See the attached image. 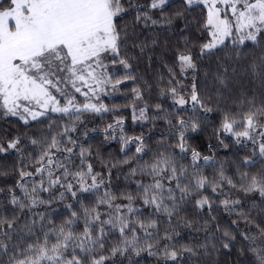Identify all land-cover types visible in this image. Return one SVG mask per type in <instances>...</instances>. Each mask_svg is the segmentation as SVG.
<instances>
[{
  "label": "snow or ice",
  "instance_id": "obj_1",
  "mask_svg": "<svg viewBox=\"0 0 264 264\" xmlns=\"http://www.w3.org/2000/svg\"><path fill=\"white\" fill-rule=\"evenodd\" d=\"M182 2L187 10L194 6L205 9L200 22L205 38L199 46L201 58L229 48L236 58L249 42L253 46L264 44V0ZM168 4L169 0H150L146 7L163 10ZM142 7L131 0H0V118L16 117L24 125L38 122L48 128L46 135L29 138L35 152L32 171L20 170L19 194L9 190L10 209L0 205V264H113L115 257L130 250L136 255L147 251L159 257L161 264H182L185 254L189 259L199 254L197 248L207 254L210 241L197 247H177L173 241L178 233L165 230L161 235L158 216L163 215L171 225L189 202L211 213L213 201L205 189L216 194L225 185L229 192L258 193L264 202V170L257 174L238 170L239 175L233 179L221 167L219 179L210 180L200 162L207 165L212 157L202 156L188 145L186 133L197 131L200 125L195 115L185 119L182 112L206 114L214 109L209 107L211 98L197 89V63L187 43L183 51L177 50L175 67L167 69V83L161 88V95H169L179 109L174 114L165 112L162 117L175 144L165 143L166 138H162L152 152L142 136L124 134L123 117H117L104 130L105 139H116L114 133L119 129L121 152L126 154L118 163L129 165L126 179L134 178V191H112L111 169L117 165L101 161L106 171H97L92 151L73 135L85 113L114 112L103 97L134 79L126 51L128 29L121 27L119 20L135 8L138 22L145 27L157 25L159 21L141 12ZM176 15L182 16L183 12ZM165 22L171 20L165 18ZM139 47L143 52L147 45L141 43ZM260 66L264 69V57ZM121 68L123 75L119 74ZM189 71L192 80L185 88L182 81ZM226 73L224 68L217 74L223 87ZM133 92L134 100L143 102V92L139 88ZM240 104L239 110L223 111L219 131L233 136L237 144L251 142L264 163V100L257 104L255 98L244 99ZM156 108L161 106L157 104ZM131 111L134 123L149 120L146 103L139 108L131 105ZM20 144L17 136L0 144V153L10 149L20 152ZM129 145L134 146V155L127 154ZM188 153L189 163H182L186 156L181 154ZM256 163L249 157L242 160L244 167ZM85 193L94 197L92 204L85 205L80 199ZM220 194L224 198L219 203L225 212H235L241 205L239 199L228 198V193ZM69 196L79 210L71 203L64 205L70 211L57 223L52 216L56 211L53 206ZM209 218L215 220L214 216ZM182 219L185 227H193L191 220ZM239 219L255 225V234L249 230L241 235L255 255L256 264H264V226L244 212L239 213ZM195 230L208 231L207 221L203 229ZM110 235L118 239L111 240ZM218 239L224 249H229L236 236L224 229ZM211 246L216 248L215 244Z\"/></svg>",
  "mask_w": 264,
  "mask_h": 264
},
{
  "label": "trees",
  "instance_id": "obj_2",
  "mask_svg": "<svg viewBox=\"0 0 264 264\" xmlns=\"http://www.w3.org/2000/svg\"><path fill=\"white\" fill-rule=\"evenodd\" d=\"M150 0H131L133 5H142L141 12H148L159 23L145 27L136 20V9L130 8L119 20L121 27H126L129 33V45L126 49L129 62L132 65L130 71L134 77L131 82L121 87L125 93L123 96L114 98H105L104 103L115 111L108 113L92 114L85 113L81 117L82 124H78L77 131L73 135L79 138V141L85 147L90 148L93 153L94 168L97 171L105 172L104 163L116 164L111 169V189L118 194L124 191H134V178H127L129 165L119 164L125 152H121L122 142L119 138V129L115 130L116 139H105V128L108 124L114 123L117 117L124 118V134L127 137L142 136L148 147L155 152L158 143L165 139V143L175 144L169 132V126L162 117L165 112L174 114L177 107L173 104L171 97L167 94L161 95V88L167 83L169 67H175V55L177 50H184V45H191V52L197 63V72L195 79L197 89L202 96L210 97L209 107L214 110L210 113L201 111L193 114L190 110L182 112L185 119L195 115L200 127L197 131L186 133L188 145L191 149L199 151L202 156L212 157V160L204 165L201 161L202 171L210 180L219 179L221 167L224 173L236 179L239 171H247L251 174H257L264 170V163L260 162L258 151H253L251 142L236 143L233 136L219 131L222 113L225 110H239L242 105L240 101L244 99L255 98L259 104L264 100V69L261 68V58L264 57V44L253 46L250 42L244 47L239 57H232L231 48L225 51H218L217 55L207 58L199 56V46L204 42L203 30L200 22L205 15L203 6H194L193 10H187L182 0H170L169 4L163 10H151L146 7ZM177 12H183L182 16H177ZM165 18L171 20V23L165 22ZM155 41V44L152 41ZM144 43L147 47L141 52L139 45ZM136 44V47H132ZM255 65V70L253 69ZM227 69L225 74L226 87H223L217 80V74L223 69ZM120 75H123V69H120ZM163 77V79H161ZM177 73V79H179ZM192 80L191 71L188 78L182 81L185 88L190 87ZM134 88H139L143 92V103L148 106L149 120L142 124L134 123L132 120L131 105L138 102L134 100ZM187 98V93H184ZM219 101V103H218ZM161 108L158 110L156 105ZM246 107V105H243ZM187 107V106H186ZM59 123V121H58ZM175 123V120H173ZM48 128L46 124L30 122L24 125L16 117L0 118V144H6L7 141L20 137L21 144L18 146L22 151L10 149L7 152L0 153V205L10 209L8 201L11 199L9 190L19 194L17 183L21 181L19 172L21 169L32 171L31 157L35 155L29 138H39L46 135ZM223 141V144H221ZM223 145H227L224 147ZM211 146V147H210ZM128 155H134V146L129 145ZM186 156L181 162L188 164L190 153L181 154ZM249 157L257 163L255 166L244 167L242 160ZM103 161L104 163H101ZM239 170V171H238ZM221 191L228 193V198L239 199L241 205L235 212H225L223 206L219 203L224 198ZM205 194L213 201L211 213L205 208L199 210L191 202L183 205L179 214L174 217L171 225L168 220L160 215L157 219L160 221V233L163 235L165 230L178 233L174 237V243L180 245H189L197 247L200 244L210 241L207 254L202 248H197L198 255L189 259L185 254L182 264H256L255 255L248 250V242L243 239L241 232L248 233L251 230L255 234V225H246L239 219V213L244 212L254 219L256 224L264 226V202L258 193L244 195L232 189L229 192L228 186L213 194L210 189H205ZM85 205L94 202V197L90 193L80 196ZM73 204V209L79 210V205L69 196L63 202L56 203L53 207L56 209L52 213L57 223L65 218L69 209L64 205ZM149 211L148 209L144 210ZM214 216L215 220L209 217ZM186 218L193 222L192 228L184 226L183 219ZM237 224H232V221ZM207 221L208 231L203 229ZM219 225V230H217ZM237 228L239 230H237ZM224 229H230L236 236L229 249H224L221 245V232ZM111 240H117L116 235H110ZM143 238L141 244L143 245ZM163 243V241H161ZM212 244L216 248H212ZM155 251V249H153ZM6 259V258H4ZM113 264H161L159 257L148 255L147 251L136 255L131 250L123 256L114 258Z\"/></svg>",
  "mask_w": 264,
  "mask_h": 264
},
{
  "label": "rangeland",
  "instance_id": "obj_3",
  "mask_svg": "<svg viewBox=\"0 0 264 264\" xmlns=\"http://www.w3.org/2000/svg\"><path fill=\"white\" fill-rule=\"evenodd\" d=\"M169 1H170V0H169ZM149 3H150V2H149ZM118 67H119V66H118ZM130 82H131V79L128 80V81H126L124 84H122V85L120 86V90H119L118 92H115V93L110 94L109 96L103 97V102H104V99H105V98H114V97H119V96H123V95H125V93L122 91L121 87L124 86V85L129 84ZM134 104L137 105V108H139L140 106H143L142 103H141L140 101H138V102H136V103H134ZM137 114H138V111H137ZM144 122H145V121H144ZM144 122L136 121V123H139V124H142V123H144ZM244 142H248V141H244Z\"/></svg>",
  "mask_w": 264,
  "mask_h": 264
}]
</instances>
